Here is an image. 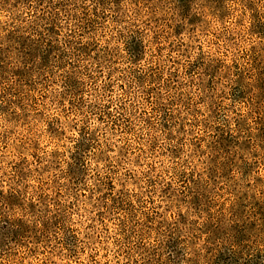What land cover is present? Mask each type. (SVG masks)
Masks as SVG:
<instances>
[{
	"label": "rangeland",
	"instance_id": "obj_1",
	"mask_svg": "<svg viewBox=\"0 0 264 264\" xmlns=\"http://www.w3.org/2000/svg\"><path fill=\"white\" fill-rule=\"evenodd\" d=\"M0 192V264H259L264 0H0Z\"/></svg>",
	"mask_w": 264,
	"mask_h": 264
},
{
	"label": "trees",
	"instance_id": "obj_2",
	"mask_svg": "<svg viewBox=\"0 0 264 264\" xmlns=\"http://www.w3.org/2000/svg\"><path fill=\"white\" fill-rule=\"evenodd\" d=\"M188 191H189V187L187 189V192ZM193 198L197 200L198 196L196 195V197ZM210 232L212 231L208 230L207 234L208 233L210 234ZM172 234L174 233L172 232ZM171 237H173V235H171L170 238ZM172 239L175 240V237ZM177 240H178L177 243L171 241L170 239H168L167 241L165 240V245H163V248L167 251L169 255L168 257L169 262L167 264H185L183 260L185 258L184 257L185 255L183 254L179 255L175 259L176 257L175 254L178 252L180 247L182 250H185V246L181 245L180 239ZM245 244L246 243L243 241V239H234L232 241H229V243H225L222 240H217L216 243L213 244V247L209 249L208 253L206 252L205 256L207 257L205 258V263L206 264H256L258 260L257 256L255 258H252L251 257L252 255H250V257L249 255L248 257L244 255V250L246 249ZM66 249L68 250V255L69 254L71 255L74 252L69 247H66ZM171 257H173L172 260ZM259 262H260L259 264H264V257H261Z\"/></svg>",
	"mask_w": 264,
	"mask_h": 264
}]
</instances>
